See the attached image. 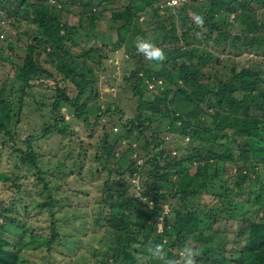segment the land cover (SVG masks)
Listing matches in <instances>:
<instances>
[{"label": "trees", "instance_id": "obj_1", "mask_svg": "<svg viewBox=\"0 0 264 264\" xmlns=\"http://www.w3.org/2000/svg\"><path fill=\"white\" fill-rule=\"evenodd\" d=\"M112 1L0 0L2 13L15 25H25L30 38L20 65L0 86V136L7 139L3 143L17 133L15 126L34 85L62 79L65 82L55 84L54 113L65 103L75 106L77 118L87 125L109 117L96 156L101 173L106 172L96 215L97 226L104 229L103 255L87 264H177L181 255L175 249L183 250L188 240L200 245L197 264H264V69L255 61L261 50L264 53V0H206L198 7L203 28L187 18L196 0L175 5L127 0L119 8L98 9ZM75 5L77 9L70 8ZM137 37L151 39L164 50L162 67L150 68L155 62L137 52ZM120 49L136 67L125 74L116 104L105 111L91 108L97 89L89 62L101 67L111 60L116 67ZM246 50L256 54L238 63ZM66 83L76 88L74 97ZM89 89L91 95L84 100ZM147 89L158 93L146 96ZM131 97L136 114L128 117L125 108ZM115 115L119 120L113 121ZM45 125L42 135L23 140L26 151L16 145L14 153L39 169L40 182L50 191L52 178L41 172L52 161L40 162L42 154L33 140L50 133L64 136L69 125L62 116ZM133 132L139 147L130 136ZM167 133L188 142H169ZM58 164L63 169L67 160ZM136 177H145L140 196L130 193L138 183L129 180ZM166 205L169 215L164 213ZM1 217L8 218L9 225L8 235L0 229V264H39L24 256L27 251L52 254L60 237L54 221L49 233L39 234L3 201ZM227 219L237 224L231 236L217 230ZM3 223L0 220V228ZM156 244L164 248L153 258L148 247Z\"/></svg>", "mask_w": 264, "mask_h": 264}, {"label": "rangeland", "instance_id": "obj_2", "mask_svg": "<svg viewBox=\"0 0 264 264\" xmlns=\"http://www.w3.org/2000/svg\"><path fill=\"white\" fill-rule=\"evenodd\" d=\"M174 1L166 0V3L174 4ZM187 1L190 2L192 0H186L185 2ZM205 1L196 0V5L191 10L192 15L186 17H191L192 19L193 14L200 15L198 7L202 6ZM126 3L127 0L99 3L98 9L119 8L126 5ZM70 8L74 10L77 9V6H71ZM143 17L146 18V15ZM71 20L77 24V17H73ZM26 30L27 27L25 25H15L0 10V86L4 81V77L10 76L11 73H14L16 67L20 65L23 47L30 40ZM254 54L256 52L253 50H246L237 62L240 64L249 62ZM263 54V50H261L260 56L257 55L255 61L264 69ZM128 56L125 50L120 49L115 56L116 60H114L119 62L116 67L111 60H105L101 67H98L93 61L89 62V69L94 72L93 77L95 78L97 89V97L92 101L91 108L96 109L97 106H100L105 111L108 105L116 104L115 101H118V95L123 91L122 85L125 84V74L136 67ZM149 66L151 69L156 68L155 64L152 63ZM89 76H91L90 72ZM59 82L65 81H62V79L57 82L47 80L44 84L35 82L36 85H34L32 91H29L24 101L23 112L20 122L15 126L17 133L13 135V140L4 144L3 141L7 139L0 136V202L3 201L5 207L18 219L30 222V225L39 234L45 235L49 233L50 224L53 221L55 222L60 237L52 254H40L26 250L27 253H24V256L27 259L36 263L39 262V264L96 263L103 255V250L100 249V239L104 235L103 227L96 224L98 217L96 216L98 213L97 203L102 195L103 181L106 179V172L101 173L100 163L97 161L96 156L103 142L104 125L109 120V117H104L97 125H87L82 119L77 118L75 106L65 103L61 104L59 113H54L52 110L57 94L55 84ZM65 86L69 96L77 93L73 84L66 83ZM112 87L116 91L112 92ZM145 93L146 96L151 97L152 94L158 93V91H149V94L145 91ZM90 95L89 89L84 100ZM131 95L133 94L131 93ZM125 110L128 117L136 114L134 97H131L130 101H128ZM56 116H62L65 123L69 125L68 134L57 136V133H50L39 140H33L35 149H38L36 151L42 154L40 162L52 161L49 167L41 172V175L52 178V188L50 191H46L44 184L40 182L41 179L38 177L39 169L32 168L33 166L30 164L24 163L21 159V153H14V149L17 146H19L18 148L22 146L23 151H26L27 145L23 140L28 139L30 135H42V129L46 127L45 124L53 123ZM114 120H119V116L115 115ZM94 122L95 119L93 118L90 124ZM118 127L119 130L117 132H121L123 128ZM130 136L135 139L134 145L139 147L137 132H133ZM112 137L116 136L112 135ZM166 138L169 142H173L176 139L181 144L188 142L187 138L185 140L179 139L178 135L171 133H167ZM122 142L125 143L124 139ZM119 148L122 150L123 146ZM119 153L121 154L120 150H118L117 154ZM175 153L177 152H172L173 155ZM62 159L67 160V166L59 169L58 163ZM187 164L185 163V165ZM231 169L229 167L230 172ZM99 172L100 174L97 175L96 173ZM127 172L126 170L121 172L123 173L122 177H125V179L129 175ZM194 178L197 179L198 175H195ZM194 178L191 179L192 184L195 183ZM132 180L138 184L133 185L130 193L135 192V196H140L141 183L145 181V177L131 178L129 181L132 182ZM178 201L176 198L172 200L173 203H178ZM43 204H47V206H42ZM167 212H169V207L166 205L164 213L169 215L170 213ZM0 220L4 222L3 227L0 228L1 231L8 235L6 232H8L9 219L5 218L2 220L1 217ZM217 226V230L227 231L231 236L232 232H235L237 224L227 219L220 221ZM162 229L163 224L161 223L159 230L161 231ZM186 242L193 248L200 246L197 243L195 244L193 240ZM175 250H180L179 254L181 255L177 264H184L186 254L182 255V250L177 247ZM50 256L53 257V260H51ZM153 264H160V262L156 261Z\"/></svg>", "mask_w": 264, "mask_h": 264}, {"label": "clouds", "instance_id": "obj_3", "mask_svg": "<svg viewBox=\"0 0 264 264\" xmlns=\"http://www.w3.org/2000/svg\"><path fill=\"white\" fill-rule=\"evenodd\" d=\"M192 19L194 20L197 27L203 28L205 20L202 15L193 14ZM135 47L137 52L143 55V57L147 61H154L155 67L157 69L162 67L164 61L167 60V56L165 55L164 50L161 47L157 46L151 39L137 37L135 41ZM163 248V245L156 244L154 246H149L148 252L153 258H156L160 255L161 252H163ZM181 254H186L184 264H197L196 257L200 256L201 252L199 249L193 248L186 244L183 250L181 251ZM169 264H171V262H169Z\"/></svg>", "mask_w": 264, "mask_h": 264}, {"label": "built area", "instance_id": "obj_4", "mask_svg": "<svg viewBox=\"0 0 264 264\" xmlns=\"http://www.w3.org/2000/svg\"><path fill=\"white\" fill-rule=\"evenodd\" d=\"M180 0H175L174 2V4H170V5H175V4H177L178 2H179Z\"/></svg>", "mask_w": 264, "mask_h": 264}]
</instances>
